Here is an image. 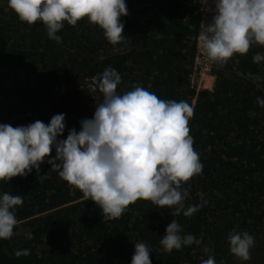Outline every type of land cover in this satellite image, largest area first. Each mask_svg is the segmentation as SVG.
<instances>
[{
	"label": "trees",
	"instance_id": "1",
	"mask_svg": "<svg viewBox=\"0 0 264 264\" xmlns=\"http://www.w3.org/2000/svg\"><path fill=\"white\" fill-rule=\"evenodd\" d=\"M125 4L128 15L120 18L125 40L116 46L118 50L87 18L75 27L65 23L57 33L61 43L49 40L38 21L28 25L29 35L22 38L30 47L27 66L12 51L13 25L0 24V85L12 57L21 62L25 78L10 95L4 91L7 108L22 117L18 124L8 125L27 126L37 120L47 125L63 113L66 127L61 139L73 128L79 132L80 121L91 119L101 102L100 94L90 92L89 86L111 66L122 78L118 93L139 85L159 99L183 100L192 108L187 126L203 169L184 185L189 194L184 203L185 207L199 205L200 210L190 218L173 217L166 208L138 200L121 218L103 224L100 208L78 190L70 193L45 162L39 175L46 178L33 170L7 183L0 181V193L23 198L15 211L17 221L30 219L33 226L32 238L14 250L6 251L5 240H0V264H42L37 252L41 244L47 252L61 254L68 264H107L111 242L124 233L148 244L151 259L173 219L183 234L203 239L207 215L215 211L239 216L242 225L249 218L257 223L264 216V107L257 103L258 97L264 99V82L248 78L249 73L264 77V62L252 59L261 49L253 45L224 66L216 64L213 89L196 92L189 82L198 28L195 8L182 0H125ZM54 156L53 149L48 158ZM192 246L184 249L189 261ZM23 249L30 255H14Z\"/></svg>",
	"mask_w": 264,
	"mask_h": 264
},
{
	"label": "clouds",
	"instance_id": "2",
	"mask_svg": "<svg viewBox=\"0 0 264 264\" xmlns=\"http://www.w3.org/2000/svg\"><path fill=\"white\" fill-rule=\"evenodd\" d=\"M20 22L29 26L41 22L47 38L62 42L60 32L65 23L77 26L87 22L102 30L113 46L125 40L127 16L125 0H7ZM202 10L211 14V21L200 23L198 39L204 59L224 66L234 55L246 54L250 46L264 47V0H201ZM253 63L264 62L257 53ZM253 83L264 77L249 73ZM120 74L111 66L89 86L99 93L101 102L95 106L91 119L80 121V131L74 128L66 139L65 115H54L45 125L37 120L27 126L0 124V181L37 172L47 163L50 170L65 182L70 193L79 191L101 210L102 223L118 220L128 206L138 200L150 201L158 209H168L173 217L190 218L199 205L185 207L188 191L184 185L202 172L199 154L193 148V138L187 126L193 110L186 101L162 100L146 88L133 85L132 90L118 93ZM264 107V99L257 98ZM55 156L48 158L52 150ZM48 158V159H46ZM23 204L20 195L0 193V240H8L18 223L16 208ZM31 239V234H28ZM229 252L240 261L251 259L254 237L247 231L233 230L228 234ZM161 250L199 246L202 238L183 234L173 219L159 241ZM151 250L144 242L134 243L131 264H151ZM16 257L30 255L29 250H17ZM201 264H215L209 256Z\"/></svg>",
	"mask_w": 264,
	"mask_h": 264
},
{
	"label": "rangeland",
	"instance_id": "3",
	"mask_svg": "<svg viewBox=\"0 0 264 264\" xmlns=\"http://www.w3.org/2000/svg\"><path fill=\"white\" fill-rule=\"evenodd\" d=\"M10 23L13 25V52H18L23 58L22 65L27 66L30 61L26 58L30 47L25 45L22 38L29 35L27 32L30 28L27 24L19 21L15 13L8 8L7 0H0V24ZM26 34V35H25ZM259 53L264 54V47L256 45ZM24 59L26 60L25 64ZM20 63L18 59L10 58L5 66V76L0 85V124L16 125L21 121V116L18 112L10 111L6 105L8 100L5 92L10 95L14 90L20 88L25 82V78L20 73ZM206 88L202 86H194L196 92L207 90L211 91L215 84L214 73L212 79L205 78ZM212 83V84H211ZM5 91V92H4ZM194 104V99L191 105ZM50 166V165H48ZM51 167V166H50ZM206 229L203 234L202 243L197 246H192L191 260L189 261L185 256V247L181 250H173L170 254L164 253L161 246H156L152 251L151 264H201L202 260L209 256L214 257L215 264H260L264 263V216L254 223L252 219H247L242 225V219L230 212L210 213L207 215ZM32 220L19 221L13 229L14 235L5 240L6 251L14 250L20 247L22 243L28 239V234L32 229ZM247 231L254 237V247L250 250L251 259L246 262L240 261L237 257L229 252V245L227 242L228 234L233 231ZM199 239V238H198ZM201 239V237H200ZM138 242L136 236L132 233H124L110 244V254L107 258V264H131L132 256L134 254V243ZM37 252L43 258L42 264H68V261L61 254H54L47 252V247L41 244L37 247ZM262 263V264H263Z\"/></svg>",
	"mask_w": 264,
	"mask_h": 264
},
{
	"label": "built area",
	"instance_id": "4",
	"mask_svg": "<svg viewBox=\"0 0 264 264\" xmlns=\"http://www.w3.org/2000/svg\"><path fill=\"white\" fill-rule=\"evenodd\" d=\"M185 4L195 8L198 15V28L196 31V40H195V53L193 57V63L191 67V72L189 74V82L191 88L194 86H202L206 88L205 78L209 77L212 79V74L215 71L216 64L213 62L207 61L204 59L202 53V45L198 39L200 23L204 22L205 24L211 21V14L202 10L201 0H182ZM212 84V83H211Z\"/></svg>",
	"mask_w": 264,
	"mask_h": 264
}]
</instances>
